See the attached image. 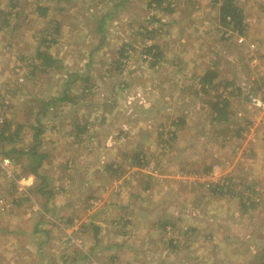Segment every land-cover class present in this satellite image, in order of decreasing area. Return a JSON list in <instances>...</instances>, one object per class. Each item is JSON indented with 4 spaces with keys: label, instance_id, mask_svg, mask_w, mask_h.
<instances>
[{
    "label": "rangeland",
    "instance_id": "1",
    "mask_svg": "<svg viewBox=\"0 0 264 264\" xmlns=\"http://www.w3.org/2000/svg\"><path fill=\"white\" fill-rule=\"evenodd\" d=\"M236 3L226 40L219 0H0V130L47 155L0 140V264H264V0Z\"/></svg>",
    "mask_w": 264,
    "mask_h": 264
},
{
    "label": "trees",
    "instance_id": "2",
    "mask_svg": "<svg viewBox=\"0 0 264 264\" xmlns=\"http://www.w3.org/2000/svg\"><path fill=\"white\" fill-rule=\"evenodd\" d=\"M238 0H219V13H220V17H221V23L223 24V26H225V36L224 39H230L229 35L231 33L232 30L236 29L237 32H239V34L242 33V11L241 9L238 7L237 2ZM123 2V1H121ZM121 5L117 4V6ZM157 5H159V3H157ZM155 7V5L153 6ZM38 8L41 10L40 14L42 16H46L48 13V8L44 7V6H38ZM8 17L11 16V13L7 15ZM5 25L8 26L10 24V22L8 21V19H5L4 21ZM60 24L56 23L55 27H54V32L55 34H58L60 31ZM144 31H148L146 29L148 28H142ZM239 29V30H238ZM151 32H153V29H150ZM56 42V40L53 39H41V49L38 48L37 52H36V56L42 60V66L44 67V70L48 67H51V65L56 63V59L53 58L48 52H47V48L51 46V43ZM146 51L147 52H152L153 49L155 50H159L160 48L156 45H150V46H146ZM124 51V50H123ZM157 52V51H156ZM153 52V53H156ZM39 65H35L34 67L37 68ZM31 74H33V71H31ZM216 76V73L211 71V72H207L205 74V77L201 80V82L203 81L205 84L211 85V81L213 80V78ZM65 99V98H62ZM250 100V98L247 96V100ZM226 100H224L222 102L221 105H219V103H214V109H215V116H214V120L217 122H228L227 120V108H228V104H226ZM6 122V121H5ZM11 122H6L5 128L0 130V140H3L4 142H7L8 144L12 145V148L9 149L8 151L5 152L6 157H9L10 160L13 159V162L15 161V156L13 158V156L11 155L13 152L14 153H19V155H24V153H27L28 155H30V157H32L33 159V164H31V173L34 176H38V168L40 167V165L45 161V159L47 158V155L43 152L38 151L37 149V144H35V146L29 148L28 150H23L21 148H18L16 145L17 143H19V128L15 127V129H12L11 126ZM77 127V133L81 134L85 131L86 127L85 126H79L76 125ZM38 129L37 133H41L43 131V128L41 126L36 127ZM171 134V137H169V139H174V131L172 132H168ZM138 156V155H135ZM36 164V165H35ZM139 164V163H138ZM111 167V164H110ZM210 166H208L207 169H209ZM112 172H116L117 169L116 168H111ZM43 180H46L45 177H43ZM47 185V184H46ZM43 186L36 188L37 191L40 194H45V189L46 187L42 188ZM26 199V198H25ZM66 222L69 225H72V223L74 222L72 218H69L66 220ZM97 237L99 235L98 229H96L93 226Z\"/></svg>",
    "mask_w": 264,
    "mask_h": 264
},
{
    "label": "crops",
    "instance_id": "3",
    "mask_svg": "<svg viewBox=\"0 0 264 264\" xmlns=\"http://www.w3.org/2000/svg\"><path fill=\"white\" fill-rule=\"evenodd\" d=\"M97 225H99V226H97ZM97 225H95L94 227L96 228V229H98V232L100 233V232H103V233H105V228H103V223L102 222H97ZM115 227H117L116 225H115ZM169 228L167 227V230H168ZM96 241H99L98 240V238H96ZM9 246V245H8ZM7 246V247H8ZM119 246V245H118ZM118 246H116V247H118ZM120 246H123V245H120ZM98 246H96L95 247V249L97 248ZM109 247L111 248L112 246L111 245H109V246H106V249H109ZM0 251H4V249L2 250V248L0 247ZM90 251V250H89ZM142 251L143 250H141V249H136L135 250V253H136V258L135 259H131V260H128V262L127 261H124L123 259H121L122 257V255L124 254V253H121V251L120 250H118L117 251V253H119L120 255L119 256H117L118 254H114V251L110 254V257H109V260H108V263L109 264H138L139 263V261H140V258H141V256H140V254L139 253H142ZM146 252H148V251H146ZM126 253V252H125ZM88 255H92V254H88ZM113 261V262H112ZM146 264H147V262H146Z\"/></svg>",
    "mask_w": 264,
    "mask_h": 264
},
{
    "label": "built area",
    "instance_id": "4",
    "mask_svg": "<svg viewBox=\"0 0 264 264\" xmlns=\"http://www.w3.org/2000/svg\"><path fill=\"white\" fill-rule=\"evenodd\" d=\"M171 5L173 6V3H171ZM237 42L238 43H245L244 37L237 36ZM250 48H255L256 49V45L255 44H250ZM253 101H255V99H253Z\"/></svg>",
    "mask_w": 264,
    "mask_h": 264
}]
</instances>
